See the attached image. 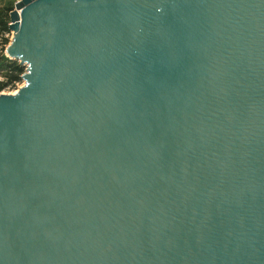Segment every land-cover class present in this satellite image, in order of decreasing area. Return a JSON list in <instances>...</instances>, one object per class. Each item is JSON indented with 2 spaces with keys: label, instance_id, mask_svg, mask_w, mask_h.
I'll use <instances>...</instances> for the list:
<instances>
[{
  "label": "water",
  "instance_id": "water-1",
  "mask_svg": "<svg viewBox=\"0 0 264 264\" xmlns=\"http://www.w3.org/2000/svg\"><path fill=\"white\" fill-rule=\"evenodd\" d=\"M0 93V264H264V0H19Z\"/></svg>",
  "mask_w": 264,
  "mask_h": 264
},
{
  "label": "rangeland",
  "instance_id": "rangeland-1",
  "mask_svg": "<svg viewBox=\"0 0 264 264\" xmlns=\"http://www.w3.org/2000/svg\"><path fill=\"white\" fill-rule=\"evenodd\" d=\"M19 1V0H0V13H10L11 10L14 9L15 7V3ZM9 16V14H8ZM10 22V21H9ZM9 24V23H8ZM7 32L5 33H0V82L6 81V75L8 73V67L6 65V62L11 60V61H17L15 59H12L8 56V54L6 53V45L9 44L11 37L9 38V36H7ZM8 39V42L5 43V39ZM18 62V61H17ZM19 64V62H18ZM24 71L25 72V67L23 66ZM22 73V74H23ZM22 74L20 75V79L8 84L7 86H5L4 88H0V93H13L14 90H16L18 87H21L24 85V81L22 79Z\"/></svg>",
  "mask_w": 264,
  "mask_h": 264
},
{
  "label": "trees",
  "instance_id": "trees-1",
  "mask_svg": "<svg viewBox=\"0 0 264 264\" xmlns=\"http://www.w3.org/2000/svg\"><path fill=\"white\" fill-rule=\"evenodd\" d=\"M9 12L7 13H0V33L8 32L9 27ZM8 40L5 39V43H7ZM6 65L8 67V73L6 75V81L0 82V88H4L8 84H11L17 80L20 79V75L23 73L24 68L20 64H18L17 61H7Z\"/></svg>",
  "mask_w": 264,
  "mask_h": 264
},
{
  "label": "built area",
  "instance_id": "built-area-1",
  "mask_svg": "<svg viewBox=\"0 0 264 264\" xmlns=\"http://www.w3.org/2000/svg\"><path fill=\"white\" fill-rule=\"evenodd\" d=\"M8 34H7V36H9V38L11 37L12 38V32L10 31V30H8V32H7ZM7 39V38H6ZM8 40V39H7ZM7 46V45H6ZM5 46V47H6ZM18 88H20V87H18ZM18 88L16 89V90H14L13 91V93H15L17 90H18ZM10 93V92H9Z\"/></svg>",
  "mask_w": 264,
  "mask_h": 264
}]
</instances>
